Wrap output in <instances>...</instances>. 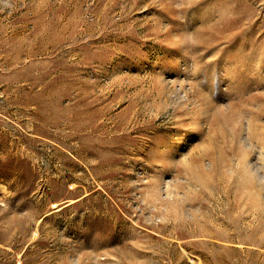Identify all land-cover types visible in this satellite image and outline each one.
Returning <instances> with one entry per match:
<instances>
[{"label": "rangeland", "instance_id": "374dc122", "mask_svg": "<svg viewBox=\"0 0 264 264\" xmlns=\"http://www.w3.org/2000/svg\"><path fill=\"white\" fill-rule=\"evenodd\" d=\"M0 264H264V0H0Z\"/></svg>", "mask_w": 264, "mask_h": 264}]
</instances>
